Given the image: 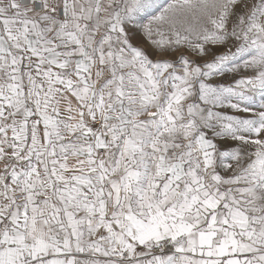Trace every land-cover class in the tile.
I'll use <instances>...</instances> for the list:
<instances>
[{"label":"snow or ice","instance_id":"1","mask_svg":"<svg viewBox=\"0 0 264 264\" xmlns=\"http://www.w3.org/2000/svg\"><path fill=\"white\" fill-rule=\"evenodd\" d=\"M0 264H264V0H0Z\"/></svg>","mask_w":264,"mask_h":264},{"label":"rangeland","instance_id":"2","mask_svg":"<svg viewBox=\"0 0 264 264\" xmlns=\"http://www.w3.org/2000/svg\"><path fill=\"white\" fill-rule=\"evenodd\" d=\"M137 39H142V37L138 36ZM224 111H227V112L231 113L230 109H224Z\"/></svg>","mask_w":264,"mask_h":264}]
</instances>
